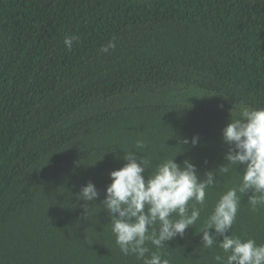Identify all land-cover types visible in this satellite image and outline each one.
<instances>
[{
	"label": "trees",
	"instance_id": "obj_1",
	"mask_svg": "<svg viewBox=\"0 0 264 264\" xmlns=\"http://www.w3.org/2000/svg\"><path fill=\"white\" fill-rule=\"evenodd\" d=\"M264 264V0H0V264Z\"/></svg>",
	"mask_w": 264,
	"mask_h": 264
},
{
	"label": "water",
	"instance_id": "obj_2",
	"mask_svg": "<svg viewBox=\"0 0 264 264\" xmlns=\"http://www.w3.org/2000/svg\"><path fill=\"white\" fill-rule=\"evenodd\" d=\"M236 264H245V263L242 260H240Z\"/></svg>",
	"mask_w": 264,
	"mask_h": 264
}]
</instances>
